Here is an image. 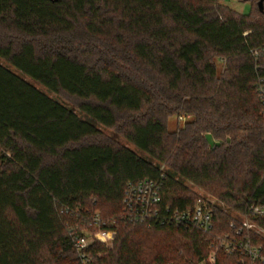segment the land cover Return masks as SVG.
I'll return each instance as SVG.
<instances>
[{"label": "trees", "instance_id": "trees-1", "mask_svg": "<svg viewBox=\"0 0 264 264\" xmlns=\"http://www.w3.org/2000/svg\"><path fill=\"white\" fill-rule=\"evenodd\" d=\"M246 1L0 0V59L23 74L0 62V264H82L70 228L117 217L130 182H162L163 212L197 204L187 183L227 210L208 234L118 219L93 264H198L264 206V4ZM150 231L171 239L156 254Z\"/></svg>", "mask_w": 264, "mask_h": 264}, {"label": "built area", "instance_id": "built-area-1", "mask_svg": "<svg viewBox=\"0 0 264 264\" xmlns=\"http://www.w3.org/2000/svg\"><path fill=\"white\" fill-rule=\"evenodd\" d=\"M261 93L264 99V87L261 88ZM162 187V182L153 179L130 182L124 191L122 212L117 217L104 218L96 212L91 217L94 229L85 227L78 233L70 228L81 263L93 264L91 247L94 243L99 242L107 248L113 247L118 219L134 225L167 223L186 226L208 234L214 230L216 211L227 210L221 200L199 196V201L191 208H167L163 212ZM65 212L68 210L65 209ZM231 218V231L220 236L217 243L211 244V251L202 262L217 264L218 252L223 249L227 255L239 259V264H264V227L259 224V220L264 219V206L251 205L247 215L233 212Z\"/></svg>", "mask_w": 264, "mask_h": 264}, {"label": "rangeland", "instance_id": "rangeland-1", "mask_svg": "<svg viewBox=\"0 0 264 264\" xmlns=\"http://www.w3.org/2000/svg\"><path fill=\"white\" fill-rule=\"evenodd\" d=\"M223 3L228 5L230 8L236 10L237 12H240L242 14H249L252 10V3L250 1H246V0H223ZM254 9H257L256 4H254ZM0 62L10 68L11 70H13L14 72H16L19 75H23L16 67L10 65L9 63L3 61L2 59H0ZM223 67V63L219 62V70L221 71ZM29 79V78H28ZM38 87L46 90L44 87H42L41 85L37 84ZM51 96H53L54 98L67 103L69 105H71L70 102H68V100L66 99L65 96L63 95H59L53 92H49L48 90H46ZM77 111L79 112V110L77 109ZM80 115H82L83 117H85V115L83 113H79ZM186 120L183 118H179L177 116H173L172 118H170L169 123H168V128L170 131H177L179 128L184 127ZM103 130L107 133L110 132L109 129L102 127ZM211 140V138H209ZM124 141V140H122ZM127 145L130 148L135 149L134 145L132 144H128ZM188 187L190 190H192L194 193H196L198 196H206L209 199H213L215 200L216 197L211 194L209 191L205 190L204 188L195 186L193 184L187 183ZM94 198H92L93 200ZM100 211H102L103 213H107V214H111L112 213V206L110 205H104L102 208L99 209ZM98 211V212H100ZM120 214V213H118ZM147 226V225H145ZM148 227V226H147ZM147 237V244L148 246H156V248H149V250L151 249V251H153L152 254H156L157 251H161L164 248L167 247V245L170 242V238L168 237V234H166L163 231H150V233L146 234ZM211 250V249H210ZM156 251V252H154ZM210 253V252H209ZM203 261V260H202ZM200 261L198 264H208L206 262H202Z\"/></svg>", "mask_w": 264, "mask_h": 264}, {"label": "water", "instance_id": "water-1", "mask_svg": "<svg viewBox=\"0 0 264 264\" xmlns=\"http://www.w3.org/2000/svg\"><path fill=\"white\" fill-rule=\"evenodd\" d=\"M263 4H264V0H259V6L261 9L263 8Z\"/></svg>", "mask_w": 264, "mask_h": 264}]
</instances>
